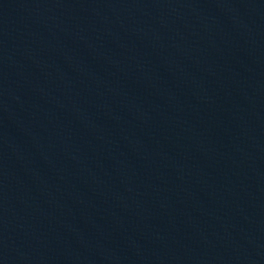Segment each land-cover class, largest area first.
I'll return each mask as SVG.
<instances>
[{
  "label": "water",
  "instance_id": "95a60500",
  "mask_svg": "<svg viewBox=\"0 0 264 264\" xmlns=\"http://www.w3.org/2000/svg\"><path fill=\"white\" fill-rule=\"evenodd\" d=\"M0 264H264V0H0Z\"/></svg>",
  "mask_w": 264,
  "mask_h": 264
}]
</instances>
